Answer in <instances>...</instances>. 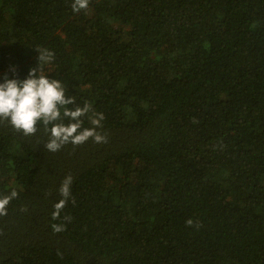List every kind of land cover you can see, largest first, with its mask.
I'll return each mask as SVG.
<instances>
[{
  "label": "trees",
  "instance_id": "1",
  "mask_svg": "<svg viewBox=\"0 0 264 264\" xmlns=\"http://www.w3.org/2000/svg\"><path fill=\"white\" fill-rule=\"evenodd\" d=\"M72 3L0 0V83L54 52L107 142L53 153L0 120V264H264V0Z\"/></svg>",
  "mask_w": 264,
  "mask_h": 264
},
{
  "label": "clouds",
  "instance_id": "2",
  "mask_svg": "<svg viewBox=\"0 0 264 264\" xmlns=\"http://www.w3.org/2000/svg\"><path fill=\"white\" fill-rule=\"evenodd\" d=\"M89 2L90 0H73L72 11L78 13L87 9ZM36 52L37 67L30 69L25 79H9L5 76L4 81L0 83V120L7 121L13 129L25 136L35 135L37 126L41 125L48 135L44 147L53 153L69 143L78 146L89 139L97 144L106 143L107 136L100 131L103 128L104 114L95 111L89 102L83 103L82 106L77 105L75 96L67 94L61 81L50 79L44 74V65L54 59V52L47 49H39ZM84 118L91 127L83 126ZM72 184L71 174L66 175L60 183L58 193L61 198L53 205L51 219L64 222L53 223V233L65 231V222H71L69 215L61 217V213L69 201L75 204ZM18 195L13 189L7 195L0 196V217L8 214L10 202ZM20 210L25 211L26 208L22 207ZM185 223L188 227L201 226L199 221L192 218Z\"/></svg>",
  "mask_w": 264,
  "mask_h": 264
}]
</instances>
